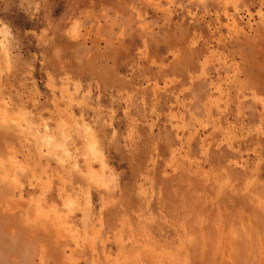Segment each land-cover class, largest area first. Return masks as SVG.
<instances>
[{
  "label": "rangeland",
  "instance_id": "1",
  "mask_svg": "<svg viewBox=\"0 0 264 264\" xmlns=\"http://www.w3.org/2000/svg\"><path fill=\"white\" fill-rule=\"evenodd\" d=\"M0 264H264V0H0Z\"/></svg>",
  "mask_w": 264,
  "mask_h": 264
}]
</instances>
